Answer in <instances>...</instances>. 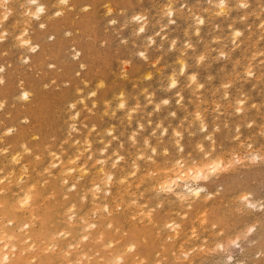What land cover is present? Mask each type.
<instances>
[{"label": "rangeland", "instance_id": "obj_1", "mask_svg": "<svg viewBox=\"0 0 264 264\" xmlns=\"http://www.w3.org/2000/svg\"><path fill=\"white\" fill-rule=\"evenodd\" d=\"M73 1H76V0H73ZM164 1L165 0H157V1L156 0H90V4H89L88 8L86 7V9H85V7L82 8L79 5H76L75 7H71V8H70V6H68L65 9H63L61 14H57V15L52 14L47 19L45 27H39L34 22V19L29 20V21H27V23L26 22L25 23L27 25H30L29 27L31 29L29 32L35 39L40 38L41 35H46L49 31L55 32L54 40L50 39V38L49 39L46 38L45 42L42 45V47L45 46L44 47L45 49H43L41 47V50H39L37 52V58L33 59V61H31L30 63L29 62L27 63L24 60H23L24 62L20 63L22 61L21 57H22L23 52L19 49V47L17 45L14 46V41H12L13 44H12L11 40L1 41L0 42V63L3 62L6 66V79L4 82L0 81V83H1L0 84V98L4 102L3 103V109L1 110L2 121L4 123L3 126L10 124L9 121L10 122L12 121V123L15 122V124H16V132L14 131L12 133H7L5 135V137H3V139H4L3 142L13 141L11 143H14V142H16V140H15L16 139V137H15L16 133H23L18 138V140L21 139V141L17 142L16 144H11L9 146V150L18 149L19 146L22 147V144H19V143L20 142L23 143L22 140H24L25 145L23 144V147L26 146V147H29V149L25 150L24 151L25 153H21L20 157H22V158H20V159L23 161H28L30 163H33V165L36 166L37 170L41 171L40 172L41 176L39 173V176H40L39 178L40 179L42 178L44 183H47V181L52 176V172L47 170V168H44V170H43V166H44V164H46L48 162L49 157H50L49 155H51L52 153H55V152L49 153V151H51V150L56 151V153H59V155L64 156V157H68L70 155L69 157L72 156V157L76 158L77 160L75 159V161L78 163L80 161H83V159L85 157L87 158V156H88L87 153L90 151H93L94 155L102 154L101 150H99V149H101L103 146H106V149L109 150V152H113L114 150L117 149L116 151L119 153H122V158L126 161L128 159H131V157L133 156L135 159L134 158L131 159L132 161H130V162L133 163L134 161L138 160V163L140 164V162H141L143 167H145V165L147 163H148V165H146V167L150 166L149 163H151L153 159L155 161L153 160L152 165H154L156 163L155 165L161 166L162 163L164 164L165 162L169 161V159L175 158L179 154V151L177 152V148H176L175 143L173 144L174 138H177V137H175L177 135L173 134L174 138H172L173 135L169 134L170 129L176 127L175 129H178V131L182 130L181 131V134H182L181 141L184 142L183 144L185 146L184 153H182V155L183 154L184 155L182 157H185V159L189 160V159L193 158L194 156H196V153H197L196 146H198L197 143L199 144V142L201 140L200 143L204 144V148H206L207 150L210 147L209 151L212 148L211 152H216V153L218 152L217 154L225 157V159H227L226 156H228V159H230V160L232 159L231 160L232 165H229L228 166L229 168L228 167H226L225 169L222 168L221 169L222 172L220 170L216 171L217 173L220 172L219 174H217L216 172H214L212 174L210 173L211 175H209L208 188L212 191L217 190V192H213V195H210L211 197L209 196L205 200L203 199L204 201L200 200V201L194 203L192 207L188 206V207L184 208V206H186V205L182 206L178 203L176 204V202H171L172 204L174 203V205H176V206L172 205L171 203H164V204L161 203L162 205L161 204L158 205L157 204L158 202L152 196V193L150 194L149 191L147 192L142 187V186H144V183H143V185L142 184L138 185V187L134 189L136 191L133 190L131 193V194H135L134 192H136L135 195L138 194L136 196V201H134V200H132V201H134L137 206H138V204L140 205L141 203L145 202L144 205L141 204L143 206L140 205L142 208L139 206L138 207L143 210V208L145 206H146L145 208L151 206V209H152L151 213H149V215L147 216L146 213L144 214L142 212L133 211V209L136 207V205L133 206L132 204H134V202L130 201V204H131L130 210L128 208V210L126 212H124L125 218L122 219L121 222L119 223V225L117 226L119 229L116 230V227H114L113 224L111 226L108 225L112 229L111 232L116 230V232H114L116 237L113 235L114 239H116V241L115 240L113 241V244L114 243L115 244L114 245L110 244L109 248H110V246L114 247L115 245L121 243L122 236H123L122 233L124 235H126V239H127L126 242H128V240L130 241L136 237L135 235H132L131 233H127L125 230H124V232L121 230V229H125V228L128 230H131L134 228L133 231L136 232V235L139 233L141 235H144L143 233L145 231V234H148V235H146V241L147 242L151 241L150 242V248H148L149 246L146 247L145 244H142L141 247H139V248L135 247L136 249L135 248L132 250L126 249V256L127 257L129 256L128 258H130L129 260L131 262L129 260L128 261L130 263L117 260V262H115V264L116 263L121 264L123 262L126 264H133V263L134 264H137V263L138 264H148L146 259H151L152 256L154 257V259L156 258L155 260H158L157 262H159V264L160 263L161 264H173V263H175V264H186L187 263L186 259H187V257L190 258V256H192L190 259H192L193 262H191V260H187L188 261L187 264H264V159L261 156V153H264V134H263L264 130H262V129H264V110H263L264 109V25H263L264 24V7L261 8L262 6H260V5H264V2H263L264 0L263 1L262 0H250V1L248 0L247 1L248 5L246 6V7H248L247 11H246V8H244V7L242 8L241 6H238L237 3H234L235 0L231 1L232 5H233L231 7H234L233 9H235V10H231L232 8H230V10H229L230 14L228 13L229 16L228 17L226 16L227 18L224 15L226 13H221L224 16L216 15L217 17H215V18L219 17V19L213 20V26L215 23L217 25V26H214L215 29L212 26L211 20L206 21L205 24L201 27L199 35L194 33L191 30L193 28V26H191V25L189 26L187 23H185V24L179 23V24H176L175 27L170 26L169 29H166L167 27L162 29V31L168 30L171 34L170 35L169 33H166L167 34L166 40L164 39L165 38L164 36L161 37L160 33L157 34L159 36V38L161 39V41L164 40L162 42H164V43L166 42L165 44L162 43L159 39L155 41L156 43L155 42L153 43V45L155 44L154 46H151L152 45L151 42H149L146 38H144V40H143V38H140L138 40V37L140 35H139V33L136 34V31L134 30V27L131 24L128 16L131 14H134V13L141 12V13H145V15H147V21H149L150 19L155 20V18H154L155 10H157L159 8V6H162L164 4ZM180 1L181 0H174V2H176V3L179 2L178 3L179 7L182 4L183 7L181 6L180 9H183L185 11H186V9H188V11H189V12L187 11L188 13H194L193 9L201 10V8H199V9H198V7H196L197 9L195 8V6H194L195 5L194 3H196L195 1H190V0L184 1L183 0L184 3H181L182 1L181 2ZM161 2H163V3H161ZM205 2H206V4H205ZM202 3H204L202 10L205 11L209 7L210 4L208 3L207 0H202ZM190 4H191V6H190ZM186 5H187V7L188 6L189 7L188 8L184 7ZM76 7H78V9L81 8V9H79L80 11ZM106 7H108V8H106ZM109 7H110V9H109ZM253 7H254V9H253ZM106 9L107 10L109 9V12L108 11L106 12ZM189 9H191L193 11L190 12ZM236 9H238V10H236ZM243 9L245 10L244 12H246L245 16L244 17L241 16L239 18L240 15H243V14H241V11ZM248 11H250V12H248ZM127 13H128V15H127ZM255 13H257L258 15ZM64 17H65V19H66V17H70L72 19V22L65 20ZM110 18L115 19L114 24H112V23H110L111 25L108 24L109 22L107 20H109ZM223 18H225V19H223ZM260 19L263 20V24H261L262 22ZM214 21H215V23H214ZM259 21L261 23L258 25L257 22H259ZM229 23L236 26V27H240L241 31H242V33L239 34L236 38V39H238L236 42H238L239 37H240L241 41H239V43L241 45L239 43H235V45L231 44L230 43L231 41L229 42V45H228V47L230 49H232L234 46L236 48L241 46L240 47V50L242 49L241 54L237 57L236 61H238V64H242L245 61L251 62V64L254 66V68L256 67L255 69L258 70L259 72L255 71L252 74H246L245 71L244 72L242 71L243 68H241V67H237L234 70L233 65L230 64L231 61L223 63L221 61L222 59H224V57L222 55H221L222 59H220L221 56H220V54H218L219 55L218 56L219 59H218V58H215V56L211 53V51L216 52V55H217V51L219 50L217 48V45L221 42V39L225 38V40H227L226 38H227V35L230 31L229 27L232 26V25L230 26ZM116 24H118V25H116ZM186 24L188 25V27ZM22 25H25V24L22 22H19V23H17L16 28L19 29V27L21 28ZM36 25H37V27H36ZM172 25H174V24H172ZM180 25H182L183 27ZM184 25H185L186 29L184 28ZM114 26L115 27L117 26V27L115 28ZM187 28L189 29V31L191 33L187 32ZM67 29L70 32L67 31ZM184 29L187 33H184L185 32ZM63 33H65L66 35L64 34V36H62ZM68 33H70V34L68 35ZM134 33L136 34L137 38H135L133 36V35H135ZM172 34H173V36H172ZM186 35H187V37L190 36L191 40L189 38H188V40H189V42H192L195 46V47L191 46L190 50H193L195 48H199V49L202 48L203 49L205 47L204 48L205 50L200 51L202 53L199 52L197 54V55L202 54L201 57L204 56L203 58L197 57L199 59V61H197L198 60L196 58L197 55L195 56L194 59H192V56H190V55L188 56V66H189L190 70L193 69V71H195L196 77L199 78L200 81L202 80L201 83L203 82L202 83L203 86L200 85L198 87L194 84L193 81L189 82L187 77L182 78L181 77L182 74H179V77L182 78V80L180 81V86L178 85L179 87L177 86L176 89H175V87H172V89H171L170 86L164 84V79H163V74H166L167 71L170 70L169 68H171V65L174 63V60L171 61V58L173 57V55L171 54L172 48H170L169 43H170V41L173 40L174 43L175 42L177 43V44L175 43V45H179V44L185 45L186 43H188V40H187V42H185L186 37H184V36H186ZM222 35H224V36H222ZM241 35H243V36H241ZM171 36L173 39L171 38ZM256 36H260V37H256ZM174 37H177L178 39L174 38ZM212 37H213V39H212ZM215 37H217V39H215V41H214ZM219 38H220V40H219ZM71 39H74L73 40L74 42L71 41V43H70ZM135 39H137V40H135ZM167 39H168V41H167ZM197 39H198V41H197ZM121 40H123L124 42H122ZM182 40H184L183 43H182ZM145 41L147 44L145 43ZM243 42H245V43H243ZM148 43H149V45H148ZM157 43L158 44L160 43L162 45V47L160 44L158 45ZM215 43H217V44L215 45ZM71 44H75L76 46H86L88 48L87 53H84V52L82 53L81 60H80L81 63L83 62L82 67H84V68L81 67V69H80V67H78L79 63H77L74 58L72 59V56H71L72 55V48L70 47ZM140 44L142 46L141 47L142 49L143 48L146 49L148 47L147 53H148V59L149 60L148 59L143 60V58H141V57L138 59L139 55H138L137 51H138V49H140V47H139ZM9 45H10V47H8ZM11 45L15 48H13ZM137 45H138V47H137ZM145 45H147V47H143ZM157 45H158V49L156 50L157 47H155V46H157ZM163 45H165V46H163ZM149 46H150V48H149ZM189 46L187 45V46H183V47L189 49ZM226 46H227V43H226ZM128 47L130 49H128ZM136 47H137V49L135 50ZM153 48H155V49H153ZM65 49L67 50V52H65ZM159 50L161 52H159ZM234 50H236V49H234ZM3 51H5L7 53H4ZM157 52H159V53H157ZM68 53H70L71 55H69ZM135 55H136V57H135ZM17 56L21 58L20 62H19L20 58H18ZM156 56H157V58H156ZM241 56H242V58H241ZM153 58L156 60L153 61ZM38 61H40V62H38ZM151 61H153V65L150 66ZM240 61H242V62H240ZM47 62L49 63V65L50 64L51 65L48 66ZM124 62H126V63H124ZM144 63H145V65H144ZM220 63H221V65H220ZM27 64H28V67H25V66H27ZM151 64H152V62H151ZM238 64H237V66H238ZM222 65H224V66H222ZM231 66H232V68H231ZM121 67H124V68H121ZM147 67H149V68H147ZM226 67H228V68H226ZM77 69H79L78 72H76ZM119 69H121V71ZM122 70L126 74H122L123 73ZM142 70L144 72L146 70H148V72H150V76H146V77L143 76L144 72H142ZM136 72H138V73H136ZM248 75H250V76H248ZM159 77H160V79H159ZM95 78L96 79L98 78L97 80L99 82H95V81H97V80H95ZM143 78L145 80H143ZM80 79H82V80H80ZM64 80H66L67 83ZM100 80L103 82L102 84H101ZM81 81L84 84L86 83V85H83ZM20 82L21 83L23 82L22 84H24L26 87L31 89V96L28 100H25V101L20 100L15 95L16 89L21 84ZM62 82H64V83H62ZM187 82H189V83H187ZM220 82H221V84H220ZM225 82H228V84L225 85L224 84ZM18 83H19V85L17 86ZM95 83H98V85L95 87L96 90H95L94 95H91L89 98L87 97V99L85 101V103H86L85 105L89 109L85 108L86 106L82 107L83 106L82 102H78V105L81 106V113H80V117L78 120L77 129L72 130V131L69 130L67 120L70 118L68 115L69 114V110H68L69 108H68V104L66 103V99L71 98V97L74 98L78 94L76 92H78L79 90L81 92H85L86 90L91 88V87L88 88V86H92L91 89H93V87H94L93 85H96ZM222 83L224 85H222ZM42 84L44 86H42ZM99 85H102V87ZM118 86H120L122 89H124V93H125V95L128 99V102H129V107H132V109L135 110L134 111V110L129 109L128 115L126 114V113H128V111L122 107H119V108L115 107L114 108L115 110H112V111L107 110V107H106L107 102L104 100V98L106 99L109 97L108 99H112L113 92L119 90ZM242 86H244V87H242ZM195 87H197L198 90ZM75 88H78V89H75ZM173 88L175 91L173 90ZM178 88L180 90H177ZM194 88L197 90L196 93H194V91H195ZM170 90L174 94L172 92H170ZM176 90L178 92L179 91L180 92L177 93ZM189 90L190 91L192 90L193 92L190 93ZM80 91H79V93H80ZM223 91L229 93V95L227 94L228 97H227V95H225L226 93L223 95V93H222ZM234 92H236V93H234ZM239 92L241 93V95L239 94ZM243 93H245V94H243ZM179 94L180 95L183 94L182 97H180ZM165 95H166V97L167 96L169 97V102H167V104L163 100H161L162 98L165 97ZM176 95H178V96H176ZM11 96H13V98ZM147 96H149L150 98ZM189 96H191V97H189ZM2 97H3V99H2ZM174 97H175V100H174ZM222 97H224V98H222ZM234 97L238 98L239 100L243 99L242 101H244V103H245L244 114L247 116V118H245L246 116L244 115L243 120L249 119L248 123L251 120L250 124H248V123L244 124L243 120H241V119H240L241 120L240 122L243 124L236 122L238 120V119L236 120V118H237V115H239V113L236 114V109H233V108H235V105L237 104L238 99L235 100L236 104L234 102L233 105H232V103L230 104V102L226 101V100H229V99L234 98ZM177 98L181 99V101L180 100L178 101V104L176 101ZM190 98H192V99H190ZM19 100H20V103H19ZM93 100H94L95 104H92ZM149 100H151V101H149ZM157 100H158V102H157ZM96 101H98L99 103ZM154 101L156 103V107L158 106L157 108H155L154 105L152 107V102H153V104H155ZM175 101H176V103H175ZM103 102L105 103V105ZM182 102H183V104H182ZM225 103H229V104H225ZM132 104L133 105L135 104V105L133 106ZM90 107H92V108H90ZM159 107H160V109H158ZM229 107H230V110H229ZM218 109L219 110L222 109L221 112L218 113ZM140 110H142V111H140ZM168 110H169V112L174 110L175 114L173 113L174 114L173 115L171 112L170 114H172V115H170ZM196 110H199L201 112L200 116L204 117V120L207 121V123H209L208 124L209 126H210V124L212 125L213 123L218 122L217 124L219 127L217 130L215 128H213V126L216 127L217 124L210 126L212 128V131L215 130L214 132H212L213 136L211 135V137H213L212 141H213L215 146L214 145L212 146L211 142L209 143V141L211 140L210 138H208V137L205 138V131L202 132V130H200V125L197 124L198 123L197 118H194L195 117L194 115H196V114H194V113H196L195 112ZM131 111H132V114L130 115ZM22 112L26 116L25 120L18 117V115H20V114H21V116H23ZM227 112H228V114H227ZM251 112H253V113H251ZM214 113H216V114L214 115ZM5 114H6V116H5ZM216 115H218V116H216ZM67 116H68V118H67ZM121 116H123V117H121ZM126 117H127V119H126ZM128 119L129 120L131 119V120L129 121ZM137 119H139V121L141 123L143 122L142 128L136 127L135 124H138L136 122ZM23 121H25V122H23ZM159 121L161 122V124H159ZM91 123H92V125H91ZM156 123L158 125L166 126L167 130H169V131H167L166 134L161 133L162 134V136H161L160 130H159L161 128V126H158V125L155 126ZM236 123H238L239 126H236V125H238ZM17 124H18V126H17ZM30 124H31V126H30ZM93 124H94V127H93ZM110 124L113 125L112 127H114V130L116 132L115 138H112L113 136L111 137L112 134L110 132L106 133L107 127L110 126ZM61 126H62V129H61ZM130 126H132V127H130ZM197 126H199V127H197ZM90 127L91 128L93 127V128L90 129ZM63 128L64 129L68 128V132L70 135H68L67 134L68 132H66V130H64ZM29 129H30V132H29ZM130 129H133L134 132L139 131L138 133L135 134V136H136L135 140L138 141L136 143H139V144H136L135 141H133L134 143H132L133 139H131L129 137L130 135L128 136V133L130 134V132H129ZM197 129H199V131H197ZM236 129H238V130H236ZM31 130L35 132L34 133L35 135H33ZM77 130H80V131H77ZM87 130H89V131H87ZM261 130L263 132H260ZM63 132L66 134H64ZM88 132L91 135H89ZM97 133H98V135H97ZM100 133L102 134V138L108 139V137H109V139L105 140V139L100 138L101 137ZM106 134H108V135H106ZM155 134H159L160 136L159 135L156 136ZM32 135H33V137H32ZM66 135H68V138L70 140L66 137ZM244 135H246V137ZM83 136H85L87 139L84 138ZM143 136L147 137V138L145 137L146 141L149 138L148 143L153 144L155 142L154 144L156 145V148L158 149V152H156L157 154L151 152V149H150L151 146L146 147V145H145L146 141H145V139H143L144 138ZM200 136H203V138H201ZM75 137H77V139L79 137V139L77 140ZM96 138H98V139H96ZM99 138L102 140H100ZM128 138H130L131 140ZM244 138H246V139H244ZM80 139L81 140L83 139V140L80 142H76V143H79V145L75 144L74 141H79ZM84 139L85 140L89 139V141L88 142L86 141L87 144L85 143V146H81L82 142H84ZM110 139H112V140H110ZM252 139H254V140H252ZM66 140L70 141V142L68 141L69 142L68 144L71 147L67 144ZM99 140L101 141V143L99 142ZM248 140L250 142L252 141L250 150L255 151L257 154H260V156H259L260 160H258L259 158H256V159L253 158L254 159L253 160L251 156H247L240 161L241 158L239 159L238 156H235L237 153L235 155L232 154L233 151H237V148L242 147L243 144H244V146H246ZM71 141H73L72 143L74 144V146L71 145ZM103 141L106 144L102 143ZM106 141H109L108 144ZM119 141L121 142L120 144H119ZM144 141H145V143H144ZM196 141H198V142L195 144L194 142H196ZM238 142H242V143H238ZM163 143H165V144H163ZM237 143H238V145H237ZM88 144H89V147L87 146ZM102 144H105V145L101 146ZM161 144L165 145L164 147H167V151H169V152H166V148L164 151V148L161 146ZM82 145H84V143ZM99 145H100V147H99ZM160 146H161V149H160ZM233 146H235V147H233ZM81 147L82 148L88 147V149L87 148L82 149ZM30 149H31V151H30ZM76 149H78L80 151H84V154H85L84 158L82 156L83 153L79 154L80 151H78ZM95 149H96V151L99 150L98 151L99 154H98V152L95 151ZM139 149L143 150V153L145 152L147 157L151 154L149 156L150 158L152 157L151 161H150V158L148 159L147 157L142 156V155H141V158L139 159L140 154H139V156L137 155L138 157L136 156V153H135V155H134V153L131 154L133 151H136L137 153H140V152L142 153V151H140ZM229 149L232 152H230ZM232 149H234V150H232ZM159 150H161V152L163 151L165 154L161 153ZM256 150L259 151V153ZM128 151H129V153H128ZM73 152H75V153H73ZM187 152L188 153L190 152V154H187ZM5 153L6 152H0V164L1 165L4 162L3 157L6 156ZM45 153H48L47 156L44 155ZM72 153H73V155H78V156H73V155H71ZM114 153H115V151H114ZM228 153H230L232 155L229 156ZM186 154H187V158H186ZM35 155H36V157H35ZM52 155L54 157V154H52ZM79 155H81V156H79ZM130 155H131V157H130ZM163 155L166 158L163 157ZM190 155H191V157H189ZM262 155L264 157V154H262ZM43 156H45V157H43ZM1 157H2V159H1ZM143 157H144V159L146 158L145 161L143 160ZM232 157L235 158V160ZM236 157H238V158H236ZM248 157H250L249 160H251V161H249V160L247 161ZM88 158H89V156H88ZM6 159H8V157ZM124 160L121 159L120 161H118L116 164L117 165L116 167H119L120 164H122L124 162ZM233 160H234V162H233ZM236 160H239V161H236ZM142 161L144 163H142ZM162 161H165V162H162ZM255 162H257V163H255ZM5 163H3L4 167H10L11 166L10 162H5ZM239 165H241V166H239ZM233 167L236 169H233ZM45 169L47 172L45 171ZM42 171H45V173L43 172V174H42ZM50 173H51V175H50ZM215 173H216V176H215ZM150 175H151V173H150ZM25 176L26 175H24L23 180L25 179ZM131 176L128 178L132 179V180L136 177L135 175H134L135 176L134 177L133 174ZM128 178L126 180H128ZM45 179H48V180L45 181ZM81 180H83V177L78 178V181H81ZM126 180H125V182H126ZM43 181L40 183V185H42ZM61 183L62 184L55 183V185H57V187L53 191H51L52 189L48 188L49 194H48V192H47V194L49 196L47 194L46 195L48 196V199H49V205L52 208H55V205H57L60 202H63L65 200L68 201L70 198H72L74 196V190L68 189L67 186H65L66 182L65 183L61 182ZM126 183H128V182H126ZM65 187H66V190L64 191ZM142 188H143V190H142ZM215 188H217V189H215ZM67 189H68V191H67ZM137 190L140 191V193ZM243 190L246 192L249 191L248 193L242 192V193H245L247 195L249 194L247 199H243V198L240 199L241 196H239V195H242L241 191H243ZM51 193L53 194L52 195L53 198H52V196H50ZM237 194H238V197H236ZM62 195H64V196H62ZM135 195H132L131 197L133 199H135L134 198ZM61 197H62V199H61ZM137 197H138V199H137ZM145 199H147V200H145ZM52 200H57V201L52 202ZM80 200H81L80 198L77 199V206L79 205L78 207H81V205L85 204V202H86V200H84V198H82V201H80ZM149 200H150V202H149ZM209 200H211V201H209ZM136 202H138V203H136ZM208 202H210V203H208ZM180 206L182 208H180ZM204 206H205L206 211H204V209H203ZM138 207H136L135 210L136 209L139 210ZM171 207H173V208H171ZM197 208L200 211H198ZM200 208L203 209L201 214H199L202 210ZM167 209H170V210H167ZM174 210H176L177 212L180 211L179 214L182 212L184 214V216L183 215L180 216L177 212H170V211H174ZM196 210H197V212H195ZM130 211H132L134 213L133 215H131L133 217H134V215L137 217L140 213H142L140 215H143V216L139 215L137 218L132 217L134 219L133 223H136V226H134L133 223H129V222H132V218L129 217L130 216L129 214L132 213ZM136 212L138 214H136ZM193 212H195V214H192ZM127 213H129V214H127ZM178 215H179V217H178ZM173 216H175L174 219H173ZM176 216L178 218H176ZM200 216L203 218H201ZM139 217L142 219L138 220ZM147 217L151 218V219H149L150 220L149 222L147 221L148 220ZM167 217H169V218H167ZM171 217H172V219H171ZM183 217L186 219H184ZM189 217H191V220ZM163 218H165V219H163ZM175 218H176V220H175ZM182 218H183V220H182ZM168 219L173 220V221L175 220L176 222H179V224H180L179 229L180 228H182V230L184 229L183 232L181 233L184 235L176 234L175 237L173 236L174 237L173 238L171 235L173 232L172 231L173 229L171 227H170L171 230L169 229V226H167L168 228L166 226H163V228H165V229L160 228L161 226L159 227V225H161L162 222H166V221H168ZM192 219H193V221H192ZM151 220H152V222H151ZM123 221H125V222H123ZM153 221H155V223ZM124 225L125 226L127 225L128 228H127V226L125 227ZM189 227H192V229ZM108 228L109 227H107V229ZM166 228L169 229L168 233H166L167 232ZM186 228H187V230H186ZM193 229H194V231L195 230L196 231L194 232ZM157 230L160 232H158ZM156 231L158 232V234L160 233L159 236L155 235L157 233ZM170 231H172V232H170ZM189 231H190V233H189ZM119 232L120 233L122 232V233L120 234ZM184 232L185 233L187 232L186 234L188 236H186ZM190 234H192V235H190ZM180 235H181V237H179ZM225 235L227 236V238L228 237L229 238L227 239ZM160 236H163L165 238L164 240H163V237L161 238V240H163L162 246H161V243L158 244V242L156 241L157 239H158V241L160 240L159 239ZM166 236H168V237H166ZM182 236L184 237L185 241H188V242H183L184 239L182 238ZM117 237H119V238L121 237L120 239L118 238L120 241L117 239ZM156 237H157V239H156ZM166 238L168 240H166ZM170 238H172V240H169ZM181 238H182V240H181ZM215 238H217L218 240H221V241L220 242L217 241L218 242V244H217V242H215V240H217V239H215ZM177 239H179L181 241H178ZM161 240L159 242H161ZM171 242H172V244H171ZM180 242H183V244L181 243V246L183 245L184 247L182 246V248H181ZM189 242H191V243H189ZM215 243L217 246L214 245V247H211ZM191 244H192V246L194 244H196V246L192 247ZM199 244H202V245L199 246ZM78 245L79 244L76 245L77 248H78ZM169 245L171 248L168 247ZM178 246H180V248H178ZM185 246L186 247L189 246V248L188 247L186 248ZM163 247L166 250L165 249L162 250L161 248H163ZM176 247L178 250L176 249ZM206 247H209L210 251H208ZM72 248H74V247H72ZM172 248L173 249L175 248V250H177L178 252H176L174 250L172 252L171 251ZM190 248H191V250L187 252V250ZM212 248L213 249L215 248V249L211 251ZM167 249H168V251H167ZM71 250H73V249H71ZM130 251H133V252H130ZM165 251H167L166 253L170 254V256L169 255L164 256L163 253L166 254ZM136 252H138L139 254ZM168 252H170V253H168ZM180 252H183L184 254L183 253L181 254ZM161 253H162L163 257H161ZM185 253H186V256H185ZM188 253H190L192 255H190ZM93 254H92V256H90V258L97 259L98 257H100V252H98V251H97V254L95 251L96 255H93ZM134 254H137V255L134 256ZM147 254H149V255H147ZM97 255H99V256L97 257ZM171 255H172V257H171ZM182 255L184 256V258L182 257ZM142 256H144V257L142 258ZM194 256H196L197 258ZM198 258H199V260H198ZM98 259H100V258H98ZM138 259H140V262ZM161 259H165V260H161ZM137 260H138V262H137ZM173 260H175V261H173ZM182 260H183V262H182ZM161 261H163V262H161ZM170 261L173 263H171ZM178 261H181V262H178ZM157 262L154 261L152 264H157Z\"/></svg>", "mask_w": 264, "mask_h": 264}, {"label": "bare ground", "instance_id": "obj_2", "mask_svg": "<svg viewBox=\"0 0 264 264\" xmlns=\"http://www.w3.org/2000/svg\"><path fill=\"white\" fill-rule=\"evenodd\" d=\"M157 1V0H156ZM182 1V2H181ZM180 2L181 3H184L183 0H181ZM188 1V0H186ZM190 1H195L196 3H194L195 5V8L198 7L201 8V10H194V13H188V9L183 10V9H180L179 7V2L176 3L174 2V0H165L164 1V4L162 6H159V8L157 10H155V20L154 19H150L149 21H147V15H145V13H141V12H138V13H134V14H131L129 15V20L131 22V24L133 25L134 27V30L136 31V34L139 33V37H138V40L140 38H146L149 42H151V46H154L153 43L156 41V40H160L161 39L159 38V36L157 35L158 33H160L161 37L164 36L165 40H166V33H169L170 32L168 30H163L164 28L166 29H169V27H175L176 24H185L187 23L189 26H193V28L191 29L194 33L198 34L200 33V30H201V27L205 24L206 21L208 20H211L212 21V26H213V20L214 19H219L218 18H215L217 17L216 15H222L225 17L229 16V10L230 8H232L231 10H235L233 9L234 7H231L233 6L231 1L233 0H207L208 3L210 4L209 7L204 11L202 10V7L204 6L202 3V0H190ZM247 1L248 0H235L234 3H237L238 6H241L242 8H246V11L248 10V7H246L248 4H247ZM250 1V0H249ZM263 1V0H262ZM261 1V2H262ZM264 2V1H263ZM158 3V2H157ZM163 3V2H161ZM190 3V2H189ZM90 4V0H76V1H73V0H0V42L1 41H5V40H11L14 41V46H18L19 49L23 52L22 53V61H21V58L19 59V62L22 63V62H31L33 61V59L37 58V52L39 50H41V47L43 45V43L45 42V39L46 38H50V39H53L54 40V37H55V32L53 31H49L46 35H41L40 38L38 39H35L31 34H30V25H27V21L29 20H32L34 19V22L39 26V27H45V24L47 22V19L52 15V14H61L63 9H65L66 7L70 6L71 7H75L76 5H79L81 6L82 8L86 7L88 8ZM105 4V3H104ZM187 4V3H186ZM206 4V2H205ZM191 6V4H190ZM262 6L261 8L264 7V5H260ZM111 7V6H110ZM109 7V9H110ZM183 7V6H182ZM184 7H187L184 6ZM189 7V6H188ZM187 7V8H188ZM250 7V6H249ZM78 9V7H76ZM108 8V7H106ZM157 8V7H156ZM205 8V7H204ZM203 8V9H204ZM42 9V11H41ZM76 9V10H77ZM81 9V8H79ZM78 9V10H79ZM84 9V10H85ZM109 9L107 10L106 9V12L108 11L109 12ZM192 9V8H191ZM190 10V12H192L193 10ZM197 9V8H196ZM254 9V7H253ZM123 10V9H122ZM238 10V9H236ZM80 11V10H79ZM124 11V10H123ZM131 11V10H130ZM134 11V10H133ZM188 11V12H187ZM240 11V10H239ZM245 10L243 9L241 11V14L243 15H240L239 18L242 16L244 17L245 16V13L244 12ZM122 12V11H121ZM244 12V13H243ZM250 12V11H248ZM130 13V12H129ZM221 13H226V14H221ZM229 13V14H228ZM240 13V12H239ZM237 14V13H236ZM257 14V13H255ZM128 15V13H127ZM258 15V14H257ZM54 16V15H53ZM232 16V15H231ZM153 17V16H152ZM151 17V18H152ZM226 17V18H227ZM53 18V17H52ZM109 18V17H108ZM126 18V17H125ZM222 18V17H221ZM234 18V17H233ZM65 19V17H64ZM86 19V18H85ZM149 19V18H148ZM225 19V18H223ZM230 19V18H229ZM243 19V18H242ZM65 20H68L70 22H72V19L70 17H66ZM154 20V21H153ZM245 20V19H244ZM261 20V19H260ZM108 24L112 23L114 24L115 23V19L113 18H110L109 20H107ZM19 22H22L24 23L25 25H22L21 28L19 27L16 28L17 26V23ZM26 22V23H25ZM69 22V23H70ZM235 22V21H234ZM262 22V23H261ZM261 22H257L258 25L261 23L263 24V20H261ZM208 23V22H207ZM215 23V21H214ZM72 24V23H71ZM174 24V25H172ZM186 24V25H187ZM218 24V23H217ZM230 24V23H229ZM228 24V25H229ZM36 25V27H37ZM81 25V24H80ZM111 25V24H110ZM118 25V24H116ZM187 25V27H188ZM232 24H230L231 26ZM243 25V24H242ZM264 25V24H263ZM262 25V26H263ZM124 26V25H123ZM182 26V25H180ZM214 26H217L216 23L214 24ZM213 26V28H214ZM115 27V26H114ZM117 27V26H116ZM115 27V28H116ZM119 27V26H118ZM183 27V26H182ZM229 27V26H228ZM227 27V28H228ZM120 28V27H119ZM184 28L186 29L185 25H184ZM206 28V27H205ZM208 28V27H207ZM230 31L227 35V40H225V38L221 39V42L217 45V48L219 49L217 51V55H216V52H212L211 53L215 56V58H218V54H220V56L222 55L224 57V59H222V56L220 57V59H222L221 61L224 63L226 62H230L231 65H233V69L235 70L237 67H241L243 68L242 71L246 74H252L254 73L255 71L259 72L258 70H256L254 68V66L251 64V62H248V61H245L244 63L242 64H238V61L237 60V57L241 54V50H240V47L241 46H237L238 48H236L235 46L233 47V50L230 49L228 47L229 45V42L231 44H234L235 43H239V41H241L240 37H239V41L236 42L238 39L237 36L239 34L242 33L241 31V28L240 27H236L234 25H232L231 27H229ZM262 28V27H261ZM66 29V28H65ZM141 29H143V31H141ZM184 29V31H185ZM215 29V28H214ZM74 30V29H73ZM173 30V29H172ZM183 30V29H182ZM246 30V29H245ZM67 31H69L67 29ZM104 31V30H103ZM205 31V30H204ZM65 32V31H64ZM70 32V31H69ZM84 32V31H83ZM187 32H190L189 29L187 28ZM186 31L184 33H187ZM192 32V33H193ZM224 32V31H223ZM262 32V31H261ZM191 33V32H190ZM222 33V32H221ZM65 33H63L62 36H64ZM70 33H68L69 35ZM135 34V33H134ZM136 34L133 35L135 38L136 37ZM220 34V33H219ZM66 35V34H65ZM171 35V34H170ZM184 35V34H183ZM194 35V34H193ZM259 35V34H258ZM261 35V34H260ZM173 36V34H172ZM171 36V38H172ZM220 36V35H219ZM224 36V35H222ZM243 36V35H241ZM186 37V41L188 40V38L190 39V36ZM214 37V36H213ZM212 37V39H213ZM256 37H260V36H256ZM123 38V37H122ZM121 38V39H122ZM170 38V37H169ZM174 38H177V37H174ZM199 38V37H198ZM206 38V37H205ZM246 38V37H245ZM91 39V38H90ZM145 39V40H146ZM173 39V38H172ZM171 39V40H172ZM178 39V38H177ZM215 39H217V37L214 38V41ZM248 39V38H247ZM256 39V38H255ZM74 39H71L70 40V43L71 41H73ZM78 40V39H77ZM137 40V39H135ZM185 40V39H184ZM182 40V43L183 41ZM191 40V39H190ZM220 40V38H219ZM250 40V39H249ZM122 42H124L123 40H121ZM159 41V42H160ZM164 41V40H162ZM161 41V42H162ZM168 41V39H167ZM173 41V40H172ZM170 41V48H172V52L171 54L173 55V57L171 58V61L174 60V63L171 65V68H169L170 70L167 71L166 74H163V79H164V84L168 85L171 87H176L179 85L180 86V81L182 80L183 77H187L188 78V81H193L194 84L196 86H200L202 85L201 81L199 80V78L196 77V74H195V71H193V69L190 70L189 66H188V56H192V59L195 58V56L200 52V51H203L205 50L204 48L202 49H199V48H195L193 50H190L191 46H194V44L192 42H189L188 40V43H186L185 45H175L174 41L172 42ZM181 41V40H180ZM198 41V39H197ZM213 41V42H214ZM252 41V40H251ZM74 42V41H73ZM142 42V41H141ZM234 42V43H233ZM146 43V41H145ZM156 43V42H155ZM164 43V42H162ZM166 43V42H165ZM164 43V44H165ZM168 43V42H167ZM180 43V42H179ZM191 43V44H190ZM196 43V42H195ZM226 43H227V46H226ZM245 43V42H243ZM250 43V42H249ZM252 43V42H251ZM13 44V42H12ZM147 44V43H146ZM158 44V43H157ZM160 44V43H159ZM158 44V45H159ZM177 44V43H176ZM193 44V45H192ZM217 43H215L216 45ZM230 44V45H231ZM240 44V43H239ZM125 45V44H124ZM149 45V43H148ZM158 45L155 46L157 47L156 50L158 49ZM161 45V44H160ZM189 46V49L188 48H184L183 46ZM241 45V44H240ZM246 45V44H245ZM244 45V46H245ZM12 46V45H11ZM165 46V45H163ZM167 46V45H166ZM168 46V47H169ZM205 46V45H204ZM10 47V45L8 46ZM13 47V46H12ZM45 47V46H44ZM44 47H42L43 49H45ZM72 48V55L70 53H68L69 55L72 56V59L74 58L76 60L77 63H79L78 67H81L83 66V62L81 63L80 60H81V56H82V53H87L88 51V48L86 46H76L75 44H71L70 46ZM138 47V45H137ZM137 47L135 48V50L137 49ZM140 49H138V59L141 57L143 58V60L145 59H148V53H147V45L143 46V47H147L146 49L145 48H141V44H140ZM162 47V45H161ZM195 47V46H194ZM243 47V46H242ZM252 47V46H251ZM15 48V47H13ZM17 48V47H16ZM150 48V46H149ZM160 48V47H159ZM128 49H130L128 47ZM155 49V48H153ZM166 49V48H165ZM258 49V48H257ZM256 49V50H257ZM161 50V49H160ZM159 50V52H161ZM245 50V49H244ZM246 51V50H245ZM4 53H7L5 51H3ZM65 52H67V50L65 49ZM135 52V51H134ZM156 52V51H155ZM157 52V53H159ZM207 52V51H206ZM258 52V51H257ZM136 53V52H135ZM202 53V52H200ZM142 54V55H141ZM162 54V53H161ZM204 54V53H203ZM20 55V54H19ZM131 55V54H130ZM202 55V54H201ZM201 55H197L196 58H203L201 57ZM21 56V55H20ZM87 56V55H86ZM200 56V57H199ZM243 56V55H242ZM241 56V58H242ZM46 57V56H45ZM136 57V55H135ZM70 58V57H69ZM150 58V57H149ZM155 58V57H154ZM153 58V61L156 60ZM157 58V56H156ZM197 58V59H198ZM196 59V60H197ZM219 59V58H218ZM240 59V58H239ZM14 60V59H13ZM24 60V61H23ZM125 60V59H124ZM149 60V59H148ZM152 60V59H151ZM159 60V59H158ZM157 60V61H158ZM201 60V59H200ZM243 60V59H242ZM54 61V60H53ZM107 61V60H106ZM126 61V60H125ZM153 61L152 64L150 62V66L153 65ZM199 61V59L197 60ZM40 62V61H38ZM221 62V63H222ZM242 62V61H240ZM239 62V63H240ZM8 63V62H7ZM122 63V62H121ZM120 63V64H121ZM126 63V62H124ZM190 63V62H189ZM197 63V62H196ZM200 63V62H199ZM208 63V62H207ZM220 63V65H221ZM48 66L49 63L47 62ZM155 64V63H154ZM238 64V66H237ZM53 65V64H52ZM125 65V64H124ZM123 65V66H124ZM145 65V63H144ZM228 65V64H227ZM122 66V65H121ZM204 66V65H203ZM217 66V65H216ZM224 66V65H222ZM262 66V65H261ZM25 67H28V64L27 66ZM229 67V66H228ZM226 67V68H228ZM84 68V67H82ZM89 68V67H88ZM121 68H124V67H121ZM126 68V67H125ZM149 68V67H147ZM232 68V66H231ZM69 69V68H68ZM73 69V68H72ZM222 69V68H221ZM121 71V69H119ZM118 70V71H119ZM149 70V69H148ZM148 70H146L145 72L142 70L143 73V76H150V72H148ZM158 70V69H157ZM207 70V69H206ZM23 71V70H22ZM79 69L76 70V72H78ZM125 71V70H124ZM161 71V70H160ZM159 71V72H160ZM230 71V70H229ZM232 71V70H231ZM238 71V70H237ZM123 72V70H122ZM139 72V71H138ZM136 72V73H138ZM141 72V73H142ZM164 72V71H163ZM262 72V71H261ZM260 72V73H261ZM120 73V72H119ZM140 73V72H139ZM197 73V72H196ZM65 74V73H64ZM76 74V73H75ZM121 74V73H120ZM122 74H126L125 72H123ZM179 74H182V78L179 77ZM221 74V73H220ZM224 74V73H223ZM222 74V75H223ZM226 74V73H225ZM102 75V74H101ZM114 75V74H113ZM137 75V74H136ZM201 75V74H200ZM126 76V75H125ZM250 76V75H248ZM260 76V75H259ZM144 77V78H145ZM161 77V76H160ZM159 77V79H160ZM207 77V76H206ZM123 78V77H122ZM130 78V77H129ZM143 78V80H145ZM257 78V77H256ZM255 78V79H256ZM6 79V66L3 62L0 63V81L1 82H4ZM54 79V78H53ZM98 79V78H97ZM95 78V80H97ZM100 79V78H99ZM142 79V78H141ZM147 79V78H146ZM162 79V80H163ZM82 80V79H80ZM84 80V79H83ZM66 82V80H64ZM89 81V80H88ZM101 81V80H100ZM228 81V80H227ZM82 82V81H81ZM85 82V81H84ZM95 82H99L98 80L95 81ZM161 82V81H160ZM187 82V83H189ZM192 82V83H193ZM229 82V81H228ZM228 82H225L224 84H228ZM21 83V82H20ZM23 83V82H22ZM20 84L19 83L17 84V86L19 85V87L16 89V92H15V95L17 96V98H19L20 100H28L31 96V89H29L28 87H26L24 84ZM64 83V82H62ZM67 83V82H66ZM94 83V82H93ZM103 82L101 81V84ZM159 83V82H158ZM162 83V82H161ZM1 84V83H0ZM76 84V83H75ZM74 84V85H75ZM83 85H86V83L84 84L82 82ZM96 85H93V89L92 86H88L91 87L90 89L86 90L85 92H81L80 90V93L79 91L76 92L78 93L74 98H67L66 99V103L68 104V110H69V118L67 120V123H68V128L69 130H76L77 129V125H78V120H79V117H80V113H81V106L78 105V102H82V107L86 106L85 104V101L87 99V97L89 98L91 95H94L95 93V87L98 85V83H95ZM160 84V83H159ZM163 84V83H162ZM221 84V82H220ZM222 83V85H224ZM243 84V83H242ZM46 85V84H45ZM187 85V84H186ZM185 85V86H186ZM42 86H44L42 84ZM102 87V85H99ZM159 86V85H158ZM178 86V87H179ZM203 86V85H202ZM239 86V85H238ZM87 87V86H86ZM110 87V86H109ZM120 86H118V89L117 91L113 92V96H112V99H108V98H104V100L107 102L106 103V107H107V110H115L114 108L115 107H122V108H125V110L128 111V113H126L127 115L129 114V109L131 110H134L132 109V107H129V102H128V99L124 93V89H122L121 87L119 88ZM149 87V86H148ZM169 87V88H170ZM244 87V86H242ZM146 88V87H145ZM168 88V89H169ZM197 90L198 88L195 87ZM194 88V89H195ZM206 88V87H205ZM237 88V87H236ZM240 88V87H239ZM75 89H78V88H75ZM80 89V88H79ZM82 89V88H81ZM167 89V90H168ZM193 89V90H194ZM194 91V93H196V90ZM174 90V88H173ZM177 90H180L179 88ZM176 90L177 93H179L178 91ZM112 91V90H111ZM142 91V90H141ZM152 91V90H151ZM150 91V92H151ZM175 91V90H174ZM190 91V90H189ZM222 91V90H221ZM37 92V91H36ZM137 92V91H136ZM170 92H172L170 90ZM193 92L192 90L190 91V93ZM259 92V91H258ZM71 93V92H70ZM146 93V92H145ZM149 93V92H148ZM173 93V92H172ZM176 93V94H177ZM193 93V94H194ZM199 93V92H198ZM223 95H229V93L223 91L222 92ZM236 93V92H234ZM174 94V93H173ZM239 94L241 95V93L239 92ZM245 94V93H243ZM252 94V93H251ZM250 94V95H251ZM146 95V94H145ZM167 95V94H166ZM164 98H162L161 100H163L164 102L166 101V104L167 102H169V97L167 96ZM183 94H179L180 97H182ZM199 95V94H198ZM227 95V97H228ZM233 95V94H232ZM236 95V94H235ZM234 95V96H235ZM150 96V95H149ZM147 96V97H149ZM178 96V95H176ZM206 96V95H205ZM13 98V96H11ZM191 97V96H189ZM225 97V96H224ZM222 97V98H224ZM238 97V96H237ZM247 97V96H246ZM11 98V99H12ZM103 98V97H102ZM150 98V97H149ZM185 98V97H184ZM193 98V97H192ZM190 98V99H192ZM239 98V97H238ZM238 98L234 97V98H231L229 100H226L228 102H230V104L235 102V100H237ZM3 99V97H2ZM59 99V98H58ZM160 99V98H159ZM245 99V98H244ZM5 100V99H4ZM20 100H19V103H20ZM152 100V99H151ZM149 100V101H151ZM174 100H175V97H174ZM173 100V101H174ZM181 101V99L177 98V104H178V101ZM243 99L241 100H237V104L235 102V108L233 109H236V114L239 113V115H237V118H236V122L240 123V124H245V123H248V120H243V117H244V101H242ZM103 101V100H102ZM146 101V100H145ZM175 101V103H176ZM224 101V100H223ZM93 103L92 104H95L94 103V100L92 101ZM98 102V101H96ZM158 102V100H157ZM160 102V101H159ZM163 102V103H164ZM3 101L1 100L0 98V152H6L5 153V157L8 159H6L5 157H3V163L5 162H10L11 166L10 167H4L3 166V163L2 165L0 164V264H115V262L118 261H124V262H129L130 258H128L126 256V249H134L135 247L139 248L141 247L142 244H145L146 247L150 248V242H147L146 241V235L148 234H145V231H144V235H141L140 233L136 235V232L133 231V229L131 230H128V229H121L123 232L124 230L127 232V233H131L132 235H135L136 237L132 240H128V242H126V235H124L122 232V240H121V243L120 244H117L115 245L113 248L110 246L109 248V245L110 244H113V241L116 239H114V236H115V233L117 229H119L117 226L119 225V223L121 222L122 219L125 218L124 216V212H126L129 208L130 210V201L134 200L136 201V196L138 195H135L136 192H134L135 194H131L132 191L138 187V185H143L144 183V186H142L144 188V190H146L147 192L149 191V193L151 194L152 193V196L157 200V204H161V203H171V202H176V204H180V205H186L184 206V208L186 207H192L194 203L200 201V200H205L206 198H208L210 195H213V192H217V188H215L214 190L215 191H212L208 188V181H209V175H211L212 173L216 172V171H221V169H225L226 167H228L229 165H232L231 163V160L228 159V156H226L227 159H225V157L221 156V155H218L216 152H211V150L209 151V149L207 150L206 148H204V144H201V140L199 142V144L197 143L198 141L194 142L195 144L197 143L198 146H196L197 148V153H196V156H194L193 158L187 160L185 159V157H182V153H184V142L181 141V131H178V129H175V128H172L170 129V135H177L175 137L177 138H174V135L172 136V138H174V141H173V144L175 143L176 145V148H177V152L179 151V154L177 157L175 158H172V159H169V161L165 162V161H162V162H165L164 164L162 163L161 166H157V165H152L153 163V160L151 163H149L150 166L146 167V165H148V163L145 165V167L142 166L141 162L140 164L138 163V160L134 161L133 163L130 162L132 161L131 159H133L134 157L130 155L131 159H128L127 161L124 160L122 158V153H119L117 152L116 150L115 153L114 151L113 152H109V150L106 149V146H103L105 145L106 143L103 141L102 143H105V144H102L101 146H103L101 149V153L102 154H99V150L95 151L98 152L99 155H94L93 154V151H90L88 152V156L87 158L84 154V151H80L78 149L79 154L83 153V161H80V162H76L74 157H64V156H61L59 155V153H56V151H49L50 152H55V153H52L54 154V157L53 155H49V160L46 164H44L43 166V170L44 168H47V170L51 171L52 172V176L51 178L48 180V179H45V181H47V183H44V181L42 180V178L40 179L39 177L41 176V171H38L36 166L33 165V163H30L28 161H23L21 160L20 157L21 156V153H25L24 151L29 149V147H23V144H24V140H22L23 143H19V144H22V147L19 146L18 149H14V150H9V146L11 144H16L17 142L21 141L18 140V138L23 134V133H16L15 137H16V142L14 143H11V142H3V137H5V135L7 133H12V132H16V124L15 122L12 123V121L6 125V126H3L4 123L2 121V113H1V110L3 109ZM99 103V102H98ZM104 103V102H103ZM135 103V102H134ZM137 103V102H136ZM155 103V101H154ZM162 103V102H161ZM180 103V102H179ZM251 103V102H250ZM63 104V103H62ZM183 104V102H182ZM186 104V103H185ZM225 104H229V103H225ZM105 105V103H104ZM133 105V104H132ZM131 105V106H132ZM135 105V104H134ZM133 105V106H134ZM138 105V104H137ZM153 105L156 107V103L153 104L152 102V107ZM216 105V104H215ZM64 106V105H63ZM179 106V105H178ZM182 106V105H181ZM186 106V105H185ZM221 106V105H220ZM229 106V105H228ZM196 107V106H195ZM203 107V106H202ZM216 107V106H215ZM234 107V106H233ZM87 108V106L85 107ZM92 108V107H90ZM187 108V107H186ZM219 108V107H218ZM246 108V107H245ZM62 109V108H61ZM67 109V108H66ZM71 109V110H70ZM89 109V108H87ZM104 109V108H103ZM106 109V108H105ZM137 109V108H136ZM160 109V107L158 108ZM196 109V108H195ZM194 109V110H195ZM223 109V108H222ZM221 109V110H222ZM67 110V111H68ZM122 110V109H121ZM153 110V109H152ZM157 110V109H156ZM216 110V109H215ZM221 110L218 109V113L221 112ZM229 110H230V107H229ZM247 110V109H246ZM264 110V109H263ZM88 111V110H87ZM135 111V110H134ZM133 111V112H134ZM142 111V110H140ZM3 112V111H2ZM90 112V111H89ZM92 112V111H91ZM102 112V111H101ZM169 112V110H168ZM172 114L175 112L174 110L171 111ZM169 112V114L171 113ZM193 112V111H192ZM196 115H194L195 117L194 118H197V124L200 125V130L205 131V138L208 137L210 138L211 140L209 141V143L211 142L212 143V146L214 145L213 143V137H211L212 135V132H214L215 130L212 131V128L210 126L214 125V124H217V123H213L212 125L210 124V126L208 125L209 123H207V121L204 120V117H201L200 116V111L199 110H196L195 111ZM257 112V111H256ZM4 113V112H3ZM100 113V112H99ZM186 113V112H185ZM246 113V112H245ZM253 113V112H251ZM9 114V113H8ZM23 114V112H22ZM66 114V113H65ZM125 114V115H126ZM132 114V111L130 113V115ZM170 114V115H172ZM175 114V113H174ZM173 114V115H174ZM216 113H214L215 115ZM228 114V112H227ZM126 115V116H127ZM129 115V116H130ZM6 116V114H5ZM128 116V117H129ZM142 116V115H141ZM176 116V115H175ZM218 116V115H216ZM246 116V115H245ZM19 118H22L25 120V115L23 114V116L18 115ZM118 117V116H117ZM123 117V116H121ZM136 117V116H135ZM214 117V116H213ZM212 117V118H213ZM68 118V116H67ZM150 118V117H149ZM148 118V119H149ZM184 118V117H183ZM247 118V116L245 117ZM244 118V119H245ZM11 119V118H10ZM63 119V118H62ZM127 119V117H126ZM166 119V118H165ZM186 119V118H185ZM184 119V120H185ZM243 120V123H241L240 121ZM255 119V118H254ZM66 120V119H65ZM129 120V119H128ZM131 120V119H130ZM129 120V121H130ZM2 121V122H1ZM183 121V120H182ZM25 122V121H23ZM64 122V121H63ZM136 122L138 124H135L136 127H140L142 128V123L139 121V119L136 120ZM224 122V121H223ZM251 122V120H250ZM250 122L248 124H250ZM253 122V121H252ZM12 123V124H11ZM80 123V122H79ZM158 123V122H157ZM155 124L158 125V124ZM180 123V122H179ZM193 123V122H192ZM212 123V122H211ZM227 123V122H226ZM235 123V122H234ZM233 123V124H234ZM236 123V124H238ZM64 124V123H63ZM81 124V123H80ZM84 124V123H83ZM159 124H161V122L159 121ZM253 124V123H252ZM66 125V124H65ZM85 125V124H84ZM92 125V123H91ZM181 125V124H180ZM235 125V124H234ZM18 126V124H17ZM31 126V124H30ZM29 126V127H30ZM63 126V125H62ZM62 126H61V129H62ZM113 125L110 124V126L107 127V132H110L112 135L111 137L112 138H115L116 136V132L114 130V127H112ZM158 126H161V128L159 129L160 130V134H166L167 131V127L166 126H162V125H158ZM182 126V125H181ZM226 126V125H225ZM236 126H239L236 125ZM235 126V127H236ZM60 127V126H59ZM65 127V126H64ZM67 127V126H66ZM93 127H94V124H93ZM92 127V128H93ZM104 127V126H103ZM132 127V126H130ZM144 127V126H143ZM199 127V126H197ZM217 127V128H216ZM213 126V128H215L216 130L218 129V124L217 126ZM28 128V127H27ZM68 128L67 129H64L66 130V132H68ZM87 128V127H86ZM90 127V129H92ZM178 128V127H177ZM211 128V129H210ZM237 128V127H236ZM102 129V128H101ZM105 129V128H104ZM137 129V128H136ZM184 129V128H183ZM33 130V129H32ZM31 130V131H32ZM100 130V129H99ZM126 130V129H125ZM158 130V131H159ZM238 130V129H236ZM264 130V129H262ZM260 131V132H263V131ZM77 131H80V130H77ZM89 131V130H87ZM134 132L133 129H130V134L128 133V136L133 139L132 140V143H134L133 141L138 142L136 141V136L135 134L138 133L137 131ZM188 131V130H187ZM193 131V130H192ZM197 131H199V129H197ZM29 132H30V129H29ZM98 132V131H97ZM156 132V131H155ZM33 135H35L34 131H32ZM64 133V132H63ZM89 133V132H88ZM87 133V134H88ZM109 133V134H110ZM121 133V132H120ZM157 133V132H156ZM196 133V132H195ZM238 133V132H237ZM236 133V134H237ZM66 134V133H64ZM68 135L69 132L67 133ZM96 134V133H95ZM101 134V133H100ZM124 134V133H123ZM161 134V136H162ZM192 134V133H191ZM264 134V132H263ZM32 135V137H33ZM68 135H66V137L68 138ZM89 135H91L89 133ZM98 135V133H97ZM105 135V134H104ZM103 135V136H104ZM108 135V134H106ZM141 135V134H140ZM156 136L159 135V134H155ZM250 135V134H249ZM255 135V134H254ZM253 135V136H254ZM50 136V135H49ZM86 136V135H85ZM85 136H83L84 138H86ZM102 138V134L100 135ZM121 136V135H120ZM127 136V137H128ZM160 136V135H159ZM158 136V137H159ZM204 136V135H203ZM203 136H200L201 138H203ZM213 136V135H212ZM236 136V135H235ZM234 136V137H235ZM246 137V135H244ZM27 137V136H26ZM65 137V136H64ZM65 137V138H66ZM105 137V136H104ZM145 139L146 136H143ZM168 137V136H167ZM233 137V138H234ZM77 139V137H75ZM99 138V139H100ZM128 138V139H130ZM147 138V137H146ZM50 139V138H49ZM69 139V138H68ZM75 139V140H76ZM79 139V137H78ZM77 139V140H78ZM87 139V138H86ZM92 139V138H91ZM98 139V138H96ZM102 139H107V138H102ZM100 139V140H102ZM109 139V137H108ZM107 139V140H108ZM130 139V140H131ZM149 139V138H148ZM144 141L146 147L147 146H151L150 149H151V152L153 153H156L158 152V149L156 148V145L154 146L153 144H150L148 143V140ZM246 139V138H244ZM255 139V138H254ZM252 139V140H254ZM14 140V141H15ZM70 140V139H69ZM68 140V141H69ZM83 140V139H82ZM81 139L79 141H74L75 144L79 145V143H76V142H80L82 141ZM99 140V142L101 143V141ZM112 140V139H110ZM129 140V141H130ZM139 140V139H138ZM241 140V139H240ZM67 142V144L70 142ZM86 141L88 142V140H85L84 139V142H82V144L84 143V145L81 144V146H85V143ZM96 141V140H95ZM123 141V140H122ZM203 141V140H202ZM239 141V140H238ZM73 141H71V145L74 146V144L72 143ZM107 144L109 141H106ZM111 142V141H110ZM140 142V141H139ZM157 142V141H156ZM244 142V141H243ZM250 141L248 140L246 146H243L242 147H238L237 148V151H233V155H236L235 156H238L240 161L242 159H244L245 157L247 156H251L252 159L253 158H259L260 154H257L255 151H252L250 150L251 148V142L249 143ZM90 143V142H89ZM121 142L119 141V144ZM131 143V144H132ZM207 143V142H206ZM208 143V144H209ZM238 143H242V142H238ZM237 143V145H238ZM87 144V143H86ZM136 144H139V143H136ZM165 144V143H163ZM189 144V143H188ZM25 145V144H24ZM69 145V144H68ZM194 145V144H193ZM192 145V146H193ZM236 145V146H237ZM70 146V145H69ZM76 146V145H75ZM89 147V144L87 145ZM108 146V145H107ZM133 146V145H132ZM159 146V145H158ZM161 146L164 148V151H165V148H166V152H169L167 151V147H164L165 145H162ZM161 146H160V149H161ZM206 146V145H205ZM211 146V145H210ZM215 146V145H214ZM71 147V146H70ZM79 147V146H78ZM88 147H85L88 149ZM100 147V145H99ZM111 147V146H110ZM235 147V146H233ZM245 149H244V148ZM82 148V147H81ZM80 148V149H81ZM84 148V147H83ZM82 148V149H83ZM84 148V149H85ZM95 148V147H94ZM141 148V147H140ZM98 149V148H97ZM133 149V148H132ZM131 149V150H132ZM193 149V148H192ZM90 150V149H89ZM134 150V149H133ZM140 150V149H139ZM163 150V149H162ZM234 150V149H232ZM31 151V149H30ZM142 151L143 153V150H140ZM145 151V150H144ZM150 151V150H149ZM161 152V150H159ZM193 151V150H192ZM230 151V149H229ZM257 151V150H256ZM117 152V153H116ZM232 152V151H230ZM259 153V151H257ZM32 153V152H31ZM75 153V152H73ZM73 153L71 155H73ZM95 153V152H94ZM129 153V151H128ZM135 155L136 153V156L140 154V157L139 159L141 158V155L142 156H146L145 152L142 154L141 152L140 153H137L136 151H133L131 154ZM163 154H165L163 151L161 152ZM160 153V154H161ZM225 153V152H224ZM2 154V153H1ZM48 153H45L44 155L47 156ZM157 154V153H156ZM173 154V153H172ZM187 154H190V152ZM187 154H186V158H187ZM230 153H228V155H232ZM242 154V155H241ZM264 153H261V156L262 158L264 159L263 155ZM4 155V154H3ZM42 155V154H41ZM151 155V154H150ZM149 155V156H150ZM168 155V154H167ZM193 155V154H192ZM38 156V155H37ZM73 156H78V155H73ZM81 156V155H79ZM124 156V155H123ZM137 156V157H138ZM147 157L148 159L150 157ZM1 157V159H2ZM36 157V155H35ZM45 157V156H43ZM163 157H165L163 155ZM191 157V155L189 156ZM234 157V156H233ZM232 157V158H233ZM236 157V158H238ZM166 158V157H165ZM164 158V159H165ZM169 158V157H168ZM40 159V158H39ZM81 159V158H80ZM124 160V162L122 164H120L119 167H116L117 165V162L120 161V160ZM135 159V158H134ZM152 157L150 158V161H151ZM235 160V158H233ZM250 159V157L247 158V161ZM77 160V159H76ZM143 160L145 161L146 158L144 159L143 157ZM163 160V159H162ZM233 160V162H234ZM254 160V159H253ZM260 160V158L258 159ZM148 161V160H147ZM155 161V160H154ZM236 161H239V160H236ZM251 161V160H249ZM262 161V160H261ZM254 162V161H253ZM142 163H144L142 161ZM237 163V162H236ZM235 163V164H236ZM242 163V162H241ZM257 163V162H255ZM6 164V163H5ZM160 164V163H159ZM9 165V164H8ZM242 165V164H241ZM239 165V166H241ZM132 166V167H131ZM131 167V168H130ZM229 168V167H228ZM232 168V167H231ZM233 169H236L233 167ZM232 169V170H233ZM46 171V169H45ZM45 171H42V174L43 172L45 173ZM225 171V170H224ZM230 171V170H229ZM237 171V170H236ZM47 172V171H46ZM222 172V171H221ZM39 173H40V176H39ZM149 175H148V174ZM151 173V175H150ZM211 173V174H210ZM217 173V172H216ZM216 173H215V176H216ZM220 172H218L217 174H219ZM49 174V173H48ZM133 174V177L134 179H129L128 177H130L131 175ZM25 176V179L23 180V177ZM51 175V173H50ZM83 177V180L81 181H78V178H82ZM132 177V176H131ZM128 178V180H126ZM23 180V181H22ZM128 182L126 183L125 182ZM43 181L42 185H40V183ZM61 182L65 183L66 182V185L68 189H73L74 190V196L72 198H70L68 201L65 200L63 202H60L58 203L57 205H55V208H52L50 205H49V199H48V190L49 189H52L51 191L55 190L57 185H55V183H60L62 184ZM49 188V189H48ZM142 188V190H143ZM67 189V191H68ZM66 190V187L64 189V191ZM136 191V190H134ZM138 191V190H137ZM151 191V192H150ZM48 192V194H47ZM140 193V191H138ZM242 192H246V191H241ZM249 191H247L246 193H248ZM53 193V192H52ZM50 194V196H52L53 194ZM48 196H47V195ZM56 194V193H55ZM65 194V193H64ZM132 195H135L133 199L131 196ZM249 195V194H248ZM248 195L245 194V193H242V195H239L241 196L240 199H244L245 197L248 198ZM64 196V195H62ZM66 196V195H65ZM84 198V200H86L85 204H82L81 207H78L77 206V199L80 198L82 201V198ZM211 197V196H210ZM238 197V194L237 196ZM53 198V196H52ZM132 198V199H131ZM238 198V199H239ZM62 199V197H61ZM138 199V197H137ZM218 199V198H217ZM147 200V199H145ZM203 200V201H204ZM56 202L57 200H52V202ZM132 201V202H134ZM211 201V200H209ZM216 201V200H215ZM219 201V200H218ZM150 202V200H149ZM202 202V201H201ZM226 202V201H225ZM138 203V202H136ZM145 203V202H144ZM144 203H141L144 205ZM210 203V202H208ZM213 203V202H212ZM52 204V203H51ZM140 204V205H141ZM172 204V203H171ZM226 204V203H225ZM133 206H135V202L134 204H132ZM138 204L139 207L143 206L141 205L140 206ZM157 205V206H158ZM162 205V204H161ZM174 205V203L172 204ZM136 205V207H138ZM176 206V205H174ZM135 207V208H136ZM138 207V208H139ZM146 207V206H145ZM143 208V210L141 208H139V210H135V208L133 209V211H137V212H142V213H146V215L148 216L149 213H151V206L147 207V208ZM159 207V206H158ZM201 207V206H200ZM153 208V207H152ZM173 208V207H171ZM180 208H182L180 206ZM179 208V209H180ZM210 208V207H209ZM154 209V208H153ZM198 209V208H197ZM202 209V208H200ZM204 211L205 210V206L203 207ZM203 209L201 210V212L199 214L202 213ZM142 210V211H141ZM167 210H170V209H167ZM177 210V209H176ZM176 210L174 211H170V212H177ZM222 210V209H221ZM166 211V210H165ZM198 211H200L198 209ZM132 212V211H130ZM136 212V214H138ZM168 212V211H167ZM180 211H178L177 213L179 214ZM186 212V211H185ZM197 212V210L195 211ZM195 212H193L192 214H195ZM222 212V211H221ZM140 213V214H142ZM182 213V212H181ZM179 214L180 216L184 214ZM218 213V212H217ZM129 214V213H127ZM134 213L132 212L131 214H129L130 216L129 217H133L131 215H133ZM139 214V215H140ZM138 215V216H139ZM175 215V214H174ZM178 215V217H179ZM228 215V214H227ZM137 216V217H138ZM140 216H143V215H140ZM151 216V215H150ZM161 216V215H160ZM204 216V215H203ZM134 217H136L134 215ZM133 217V218H134ZM136 217V218H137ZM146 217V216H145ZM175 216H173V219H174ZM176 216V218H178ZM201 217V216H200ZM205 217V216H204ZM132 218V222H129V223H133V219ZM148 218V222L150 221L149 219H151L150 217H147ZM169 218V217H167ZM166 218V219H167ZM175 218V220H176ZM184 218V217H183ZM182 218V220H183ZM190 220H191V217H189ZM203 218V217H201ZM227 218V217H226ZM142 218L139 217L138 220H140ZM165 219V218H163ZM172 219V217H171ZM186 219V218H184ZM158 220V219H157ZM173 221V220H169L166 221V222H162L161 225H159L160 228H163V226H169V229L170 227L173 229L172 231V237L176 234H181L183 232L182 228L179 229L180 227V224L179 222H176V221ZM201 220V219H200ZM165 221V220H164ZM193 221V219H192ZM56 222V223H55ZM125 222V221H123ZM140 222V221H139ZM152 222V220H151ZM155 223V221H153ZM182 222V221H181ZM214 222V221H213ZM212 222V223H213ZM143 223V222H142ZM114 225V227H116V230L111 232L112 229H111V225ZM126 224V223H125ZM191 224V223H190ZM110 225V226H108ZM130 225V224H129ZM134 226H136V223H133ZM140 225V224H139ZM153 225V224H152ZM197 225V224H196ZM213 225V224H212ZM215 225V224H214ZM125 226V225H124ZM127 226V225H126ZM125 226V227H126ZM131 226V225H130ZM223 226V225H222ZM107 227H109L107 229ZM132 227V226H131ZM193 227V226H192ZM192 227H189L192 229ZM196 227V226H195ZM204 227V226H203ZM128 228V226H127ZM139 228V227H138ZM168 228V227H167ZM166 228V229H167ZM184 228V227H183ZM197 228V227H196ZM165 229V228H163ZM162 229V230H163ZM167 229V232L168 233V230ZM190 229V230H191ZM198 229V228H197ZM202 229V228H201ZM222 229V228H221ZM171 230V229H170ZM187 230V228H186ZM210 230V229H209ZM158 231V230H157ZM156 231V232H157ZM194 231V229H193ZM196 231V230H195ZM194 231V232H195ZM222 231V230H221ZM125 232V233H126ZM140 232V231H139ZM160 232V231H158ZM158 232L155 234L157 236H159ZM163 232V231H162ZM114 233V234H113ZM120 233V232H119ZM120 233V234H121ZM185 233V232H184ZM187 233V232H186ZM185 233L186 236H188L187 234ZM190 233V231H189ZM188 233V234H189ZM193 233V232H192ZM174 234V235H173ZM196 234V233H195ZM218 234V233H217ZM114 235V236H113ZM165 235V234H164ZM163 235V236H164ZM167 235V234H166ZM170 235V236H171ZM181 235H184V234H181ZM181 235L179 237H181ZM192 235V234H190ZM163 236H160V240ZM226 236V235H225ZM116 237V236H115ZM165 237V236H164ZM163 237V240L165 239ZM168 237V236H166ZM173 237V238H174ZM199 237V236H198ZM119 237H117L118 239ZM121 238V237H120ZM119 238V239H120ZM182 238L184 239V237L182 236ZM181 238V240H182ZM186 238V237H185ZM189 238V237H188ZM187 238V239H188ZM192 238V237H191ZM203 238V237H202ZM227 238V236H226ZM229 238V237H228ZM227 238V239H228ZM118 239V240H119ZM157 239V237H156ZM155 239V240H156ZM180 239V238H179ZM177 239L178 241H181ZM186 239V240H187ZM217 239V238H215ZM154 240V241H155ZM159 240V241H160ZM159 242L158 239L156 240L158 242V244L161 243V246H162V241ZM166 240H168L166 238ZM165 240V241H166ZM169 240H172V238H170ZM174 240V239H173ZM176 240V241H177ZM120 241V240H119ZM220 242L221 240H215V242ZM156 242V243H157ZM174 242V241H173ZM183 242H188V241H184ZM183 242H180V246H181V243L183 244ZM217 242V244H218ZM154 243V242H153ZM191 243V242H189ZM78 245V248L76 247V245ZM115 244V243H114ZM113 244V245H114ZM172 244V242H171ZM179 244V243H178ZM177 244V245H178ZM204 244V243H203ZM202 244H199V246H201ZM217 246L216 243L213 244L211 247H214ZM152 246V245H151ZM160 246V247H161ZM180 246H178V248H180ZM183 246V245H182ZM181 246V248H182ZM192 246V244H191ZM196 244H194L192 247H195ZM74 247V248H72ZM145 247V246H144ZM159 247V246H158ZM169 248L170 245L168 246ZM184 247V246H183ZM186 247V246H185ZM189 248V246H187ZM186 247V248H187ZM204 247V246H203ZM210 247V248H211ZM135 248V249H136ZM168 248V249H169ZM198 248V247H197ZM208 251L209 250V247H206ZM73 249V250H71ZM162 250L165 249L164 247L161 248ZM167 249V251H168ZM177 249V247H176ZM193 249V248H192ZM196 249V248H195ZM215 249V248H214ZM213 248L211 249L214 250ZM166 250V249H165ZM176 251L178 252L177 250H175V248L173 249L172 248V252ZM190 249L187 250L190 251ZM194 250V249H193ZM95 251H96V254H97V251L100 252V257H98L99 255H97L98 258L100 259H92L90 258V256L93 255H96L95 254ZM153 251V250H152ZM161 251V250H160ZM165 251V253L167 252ZM182 251V250H181ZM130 252H133V251H130ZM164 252V251H163ZM162 252V253H163ZM185 252V251H184ZM138 253V252H136ZM160 253V252H159ZM162 253H161V257L162 256ZM170 253V252H168ZM181 254L183 252H180ZM205 253V252H204ZM99 254V253H98ZM133 254V253H132ZM131 254V255H132ZM139 254V253H138ZM144 254V253H143ZM184 254V253H183ZM190 254V253H188ZM200 254V253H199ZM130 255V256H131ZM137 254H134V256H136ZM149 255V254H147ZM152 255V254H151ZM160 255V254H159ZM163 255H169L170 254H164ZM178 255V254H177ZM176 255V256H177ZM192 255V254H190ZM194 255V254H193ZM185 256H186V253H185ZM144 256H142L143 258ZM146 257V256H145ZM172 257V255H171ZM170 257V258H171ZM182 257L184 258V256L182 255ZM192 256H190L191 258ZM196 257V256H194ZM85 258V259H84ZM141 258V257H140ZM167 258V257H166ZM165 258V259H166ZM187 257L186 259V262L188 263L187 260H191ZM197 258V257H196ZM84 259V260H83ZM156 259V258H155ZM154 257L152 256L151 259H146L147 263L148 264H152L154 261H158V260H155ZM165 259H161V260H165ZM180 259V258H179ZM129 260V261H128ZM139 262H140V259H138ZM137 260V262H138ZM171 260V259H170ZM178 260V259H177ZM176 260V261H177ZM199 260V258H198ZM197 260V261H198ZM172 261V260H171ZM170 261V262H171ZM175 261V260H173ZM121 263V264H126V263ZM131 262V261H130ZM129 262V263H130ZM163 262V261H161ZM169 262V263H170ZM178 262H181V261H178ZM183 262V260H182ZM185 262V263H186ZM190 262V261H189ZM199 262V261H198ZM197 262V263H198ZM173 263V262H171ZM186 263V264H187ZM117 264V263H116ZM134 264V263H133ZM138 264V263H137ZM157 264H159V262H157ZM161 264V263H160ZM175 264V263H173Z\"/></svg>", "mask_w": 264, "mask_h": 264}, {"label": "snow or ice", "instance_id": "obj_3", "mask_svg": "<svg viewBox=\"0 0 264 264\" xmlns=\"http://www.w3.org/2000/svg\"><path fill=\"white\" fill-rule=\"evenodd\" d=\"M41 11H42V9H41ZM141 31H143V29H141ZM142 55V54H141ZM165 103H166V101H165ZM244 199H247V197H245Z\"/></svg>", "mask_w": 264, "mask_h": 264}]
</instances>
